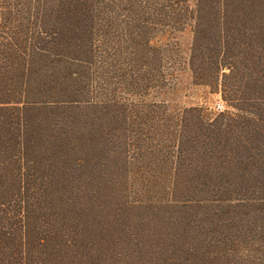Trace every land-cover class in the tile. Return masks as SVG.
I'll use <instances>...</instances> for the list:
<instances>
[{"label": "trees", "instance_id": "1", "mask_svg": "<svg viewBox=\"0 0 264 264\" xmlns=\"http://www.w3.org/2000/svg\"><path fill=\"white\" fill-rule=\"evenodd\" d=\"M0 264H264V0H0Z\"/></svg>", "mask_w": 264, "mask_h": 264}, {"label": "rangeland", "instance_id": "2", "mask_svg": "<svg viewBox=\"0 0 264 264\" xmlns=\"http://www.w3.org/2000/svg\"><path fill=\"white\" fill-rule=\"evenodd\" d=\"M174 36V37H173ZM171 41H176L181 51L175 54L178 64L172 69L173 77L171 83L158 93H154L151 99L165 101L179 108L189 106H202L211 115L229 109V105L223 99L221 93L209 86L195 84L190 69H188V59L190 48L193 43V31L191 26L176 32L174 35L166 36ZM175 42V43H176ZM222 103L223 109L218 110V104Z\"/></svg>", "mask_w": 264, "mask_h": 264}, {"label": "built area", "instance_id": "3", "mask_svg": "<svg viewBox=\"0 0 264 264\" xmlns=\"http://www.w3.org/2000/svg\"><path fill=\"white\" fill-rule=\"evenodd\" d=\"M217 109H218V110H222V109H223V105H222V103L218 104Z\"/></svg>", "mask_w": 264, "mask_h": 264}]
</instances>
